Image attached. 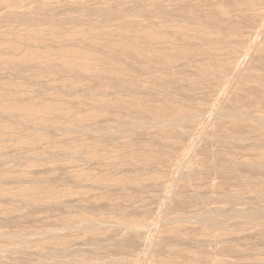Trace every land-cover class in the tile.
I'll list each match as a JSON object with an SVG mask.
<instances>
[{"label":"rangeland","instance_id":"1","mask_svg":"<svg viewBox=\"0 0 264 264\" xmlns=\"http://www.w3.org/2000/svg\"><path fill=\"white\" fill-rule=\"evenodd\" d=\"M263 23L0 0V264H264Z\"/></svg>","mask_w":264,"mask_h":264},{"label":"bare ground","instance_id":"2","mask_svg":"<svg viewBox=\"0 0 264 264\" xmlns=\"http://www.w3.org/2000/svg\"><path fill=\"white\" fill-rule=\"evenodd\" d=\"M264 24V23H263ZM263 30V29H262ZM260 31V30H259ZM254 41V40H253ZM259 44V43H258ZM250 48V47H249ZM247 52V51H246ZM252 53V52H251ZM245 54V53H244ZM248 54V53H247ZM245 56V55H244ZM244 56H243V58H244ZM247 58V57H246ZM242 60V59H241ZM233 67V66H232ZM238 67V66H237ZM217 72V71H216ZM219 72H220V70H219ZM226 88V87H225ZM223 94V93H222ZM212 108H214V106L212 107ZM215 109V108H214ZM211 112V111H210ZM213 112V111H212ZM227 114V113H226ZM212 115V114H211ZM213 116V115H212ZM187 118V117H186ZM165 120V119H164ZM172 124V123H171ZM176 124V123H175ZM203 128V127H202ZM208 128V127H207ZM193 150H194V148H193Z\"/></svg>","mask_w":264,"mask_h":264}]
</instances>
